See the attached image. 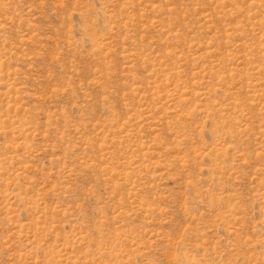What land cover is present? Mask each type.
<instances>
[{"label": "rangeland", "instance_id": "rangeland-1", "mask_svg": "<svg viewBox=\"0 0 264 264\" xmlns=\"http://www.w3.org/2000/svg\"><path fill=\"white\" fill-rule=\"evenodd\" d=\"M0 264H264V0H0Z\"/></svg>", "mask_w": 264, "mask_h": 264}]
</instances>
